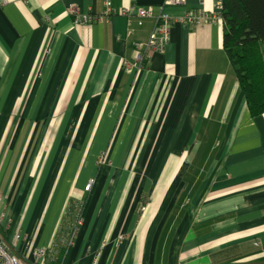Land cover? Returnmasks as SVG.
<instances>
[{
    "label": "crops",
    "instance_id": "obj_1",
    "mask_svg": "<svg viewBox=\"0 0 264 264\" xmlns=\"http://www.w3.org/2000/svg\"><path fill=\"white\" fill-rule=\"evenodd\" d=\"M105 1L0 0L7 214L57 264H264V113L249 112L224 20L201 19L216 0H110L174 19L131 70L158 17L75 24L72 7Z\"/></svg>",
    "mask_w": 264,
    "mask_h": 264
},
{
    "label": "trees",
    "instance_id": "obj_2",
    "mask_svg": "<svg viewBox=\"0 0 264 264\" xmlns=\"http://www.w3.org/2000/svg\"><path fill=\"white\" fill-rule=\"evenodd\" d=\"M222 14L224 49L256 117L264 113V0H223ZM57 263L59 255L49 248L45 264Z\"/></svg>",
    "mask_w": 264,
    "mask_h": 264
},
{
    "label": "built area",
    "instance_id": "obj_3",
    "mask_svg": "<svg viewBox=\"0 0 264 264\" xmlns=\"http://www.w3.org/2000/svg\"><path fill=\"white\" fill-rule=\"evenodd\" d=\"M185 0H165L167 5H178L184 3ZM105 11L102 14H79L78 7H72L71 13L75 15V24H86L95 21H101L103 18H110L115 14H122L124 16L137 15L140 18L151 17L157 15L158 22L157 27L151 34L150 39L147 43L136 44V60L143 63V60L149 56L152 51L162 50L165 42L169 38L170 26L173 23V19L165 13L160 7L155 10L152 8L148 9H133V8H122L115 9L112 6L110 0L105 1ZM223 0H216L215 11L211 14L205 13L201 19H209L213 22L223 21ZM199 17L189 16L188 20L194 22ZM131 66H127V69L131 70ZM91 185H87L86 189L89 190ZM5 206V196L0 192V264H44L46 260L47 248L37 246L33 243L31 237L24 232L14 230L13 232L7 231L3 227L2 222L8 217ZM80 219L78 224H80Z\"/></svg>",
    "mask_w": 264,
    "mask_h": 264
},
{
    "label": "rangeland",
    "instance_id": "obj_4",
    "mask_svg": "<svg viewBox=\"0 0 264 264\" xmlns=\"http://www.w3.org/2000/svg\"><path fill=\"white\" fill-rule=\"evenodd\" d=\"M153 9V8H152ZM155 9V8H154ZM158 8H156L155 10H157ZM71 12V11H70ZM71 14H73V13H71ZM85 14H87V13H85ZM115 15H122V14H115ZM114 15V16H115ZM122 16H124V15H122ZM111 18V17H110ZM109 19V18H108ZM173 19V18H172ZM173 21H174V19H173ZM94 22V21H93ZM92 23V22H91ZM86 24H89V23H86ZM173 24V23H172ZM77 25H80V24H77ZM156 27H157V25H156ZM156 27H155V29H156ZM154 29V30H155ZM154 30L152 31V33L154 32ZM151 33V34H152ZM151 34H150V36H151ZM150 36H149V38L146 40V41H138V42H136L135 43V47H134V57H133V60L134 61H132V62H125L126 63V68H127V66H133V67H136V68H142L143 67V64L147 61V59L148 58H150L151 56H152V54L153 53H155V52H159V51H163V49H164V47H163V49L162 50H156V51H152L150 54H148L149 56H147V58H145L144 60H143V63H141V62H139L138 60H136V44L137 43H147L148 41H149V39H150ZM165 46V45H164ZM53 127H54V125H53ZM50 135H51V133L50 134H48V132L46 133V135H45V137L47 138L48 136L50 137ZM47 141V140H46ZM44 146H47V142H44V144H43ZM98 162L99 163H108L109 161H108V157L105 155V153H103V154H100V156H99V158H98ZM89 185H91L92 184V181H90V183H88ZM91 187V186H90ZM90 189V188H89ZM86 190H88V189H86ZM1 222V221H0ZM2 225H3V227H5L6 228V230L7 231H11V232H13L14 230H17V227H16V222L14 221V218H12L11 217V215H8V217L6 218V219H4L3 220V222H2Z\"/></svg>",
    "mask_w": 264,
    "mask_h": 264
}]
</instances>
